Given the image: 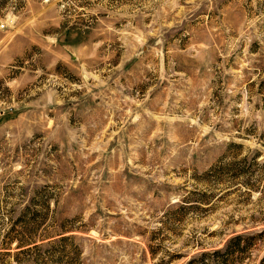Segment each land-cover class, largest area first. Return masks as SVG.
<instances>
[{
  "label": "rangeland",
  "instance_id": "1",
  "mask_svg": "<svg viewBox=\"0 0 264 264\" xmlns=\"http://www.w3.org/2000/svg\"><path fill=\"white\" fill-rule=\"evenodd\" d=\"M0 264H264V0H0Z\"/></svg>",
  "mask_w": 264,
  "mask_h": 264
},
{
  "label": "trees",
  "instance_id": "2",
  "mask_svg": "<svg viewBox=\"0 0 264 264\" xmlns=\"http://www.w3.org/2000/svg\"><path fill=\"white\" fill-rule=\"evenodd\" d=\"M245 236L243 235V234H238V235H235L234 237H232L231 238V240L230 241H236L237 242V244H239V241L242 239V238H244ZM229 249V246H227V248H226V252L229 254V256H233L234 255V251H232V250H228ZM212 253H214L215 255H218V254H223V253H225L224 251H222V250H219V249H216V250H214V251H212V252H203L202 254L204 255V256H206V255H211ZM226 254V253H225ZM233 258V257H232Z\"/></svg>",
  "mask_w": 264,
  "mask_h": 264
}]
</instances>
